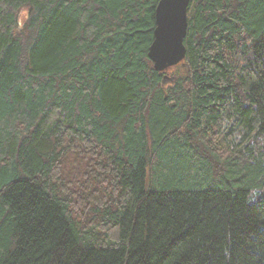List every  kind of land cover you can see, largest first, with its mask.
I'll return each instance as SVG.
<instances>
[{
  "label": "trees",
  "instance_id": "16d2710c",
  "mask_svg": "<svg viewBox=\"0 0 264 264\" xmlns=\"http://www.w3.org/2000/svg\"><path fill=\"white\" fill-rule=\"evenodd\" d=\"M158 2L0 0V264H264V0Z\"/></svg>",
  "mask_w": 264,
  "mask_h": 264
},
{
  "label": "water",
  "instance_id": "95a60500",
  "mask_svg": "<svg viewBox=\"0 0 264 264\" xmlns=\"http://www.w3.org/2000/svg\"><path fill=\"white\" fill-rule=\"evenodd\" d=\"M191 0H159L155 11L153 42L148 58L157 72L168 71L186 57L184 41L188 32V9Z\"/></svg>",
  "mask_w": 264,
  "mask_h": 264
},
{
  "label": "rangeland",
  "instance_id": "374dc122",
  "mask_svg": "<svg viewBox=\"0 0 264 264\" xmlns=\"http://www.w3.org/2000/svg\"><path fill=\"white\" fill-rule=\"evenodd\" d=\"M75 162V161H74ZM76 162H77V165H76V169H77V166H78V162H79V160H76ZM70 167H68L67 168V170L69 169ZM73 169H75V167L73 168ZM73 169H71L70 171H73ZM66 170V171H67ZM72 173L73 174H77V173H75L74 171L73 172H71V174L70 175H72ZM63 179L65 180H67L68 179V174L64 171V173H63ZM69 186V188L71 189V190H73L74 189V187L73 186H70V185H68Z\"/></svg>",
  "mask_w": 264,
  "mask_h": 264
}]
</instances>
